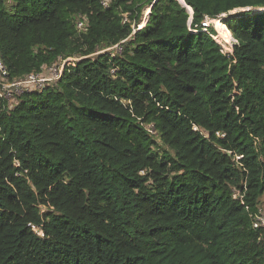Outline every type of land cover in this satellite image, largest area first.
<instances>
[{"label":"trees","instance_id":"16d2710c","mask_svg":"<svg viewBox=\"0 0 264 264\" xmlns=\"http://www.w3.org/2000/svg\"><path fill=\"white\" fill-rule=\"evenodd\" d=\"M183 1L0 0L10 79L75 60L0 97V264H264V0Z\"/></svg>","mask_w":264,"mask_h":264},{"label":"built area","instance_id":"2783aa9c","mask_svg":"<svg viewBox=\"0 0 264 264\" xmlns=\"http://www.w3.org/2000/svg\"><path fill=\"white\" fill-rule=\"evenodd\" d=\"M109 1H103L104 5H108ZM225 14L216 16V17H205V19L201 22L200 26H196L195 28H191L190 30L194 33L199 31H205L209 33L210 29H215V33L211 34V37L218 43L221 52L223 53H232L229 51V46L231 48L237 43V39L232 35H230V39L228 41L225 37H219L220 31L218 28V23H224ZM79 27H82L83 22L80 21L78 23ZM233 50V49H232ZM69 59H61L58 63H55L50 66H44L41 71L37 73H31L22 79H10V73L7 67L5 66L2 58L0 57V97L3 99L11 100L15 96L22 94L24 91L30 90H40L45 86L50 85L54 81L58 80L62 75L63 69L66 64L69 62ZM261 212V210H260ZM264 226V215H258L256 221L254 222V227L258 228ZM33 229L38 232V229L35 226H32ZM39 233V232H38Z\"/></svg>","mask_w":264,"mask_h":264},{"label":"rangeland","instance_id":"374dc122","mask_svg":"<svg viewBox=\"0 0 264 264\" xmlns=\"http://www.w3.org/2000/svg\"><path fill=\"white\" fill-rule=\"evenodd\" d=\"M148 9H150V8H147V9H145L144 10V14H143V16H142V18L144 19L145 18V15H146V11L148 10ZM151 13V12H150ZM143 24H145V20H142V23L140 24V26H143ZM223 31H225V33H224V35H222V33H223ZM220 34H221V36H222V38L223 37H225V39L228 41V39H230V35H231V33H229L227 30H221L220 31ZM220 37V36H219ZM233 48H231V45L229 46V51L230 52H233V50H232ZM69 62L67 63V64H70V63H73L75 60L73 59V58H69V60H68ZM261 213L264 215V197L262 198V203H261Z\"/></svg>","mask_w":264,"mask_h":264},{"label":"bare ground","instance_id":"6f19581e","mask_svg":"<svg viewBox=\"0 0 264 264\" xmlns=\"http://www.w3.org/2000/svg\"><path fill=\"white\" fill-rule=\"evenodd\" d=\"M148 17H150V12L147 14V16H145V18H144V20H145V22L148 20ZM222 24H224V23H222ZM145 25V24H144ZM226 27V26H225ZM227 28V27H226ZM228 29V28H227ZM229 30V29H228ZM229 32H230V30H229ZM231 33V32H230ZM220 37H222L221 36V34H220ZM227 39V38H226Z\"/></svg>","mask_w":264,"mask_h":264},{"label":"water","instance_id":"95a60500","mask_svg":"<svg viewBox=\"0 0 264 264\" xmlns=\"http://www.w3.org/2000/svg\"><path fill=\"white\" fill-rule=\"evenodd\" d=\"M183 1V0H182ZM184 2V1H183ZM185 4V3H184ZM188 9H189V11H190V14H191V18H190V21L192 20V16H193V10L191 9V8H189L188 7Z\"/></svg>","mask_w":264,"mask_h":264},{"label":"clouds","instance_id":"9594fccd","mask_svg":"<svg viewBox=\"0 0 264 264\" xmlns=\"http://www.w3.org/2000/svg\"><path fill=\"white\" fill-rule=\"evenodd\" d=\"M149 18V17H148ZM226 24V23H225ZM141 27V26H140ZM227 28H228V26H227ZM229 29V28H228ZM230 30V29H229ZM231 32V31H230ZM196 33H198V32H196ZM232 33V32H231ZM233 35V34H232Z\"/></svg>","mask_w":264,"mask_h":264}]
</instances>
